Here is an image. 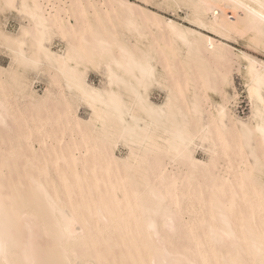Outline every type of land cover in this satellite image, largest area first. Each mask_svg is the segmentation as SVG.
<instances>
[{
    "label": "bare ground",
    "instance_id": "1",
    "mask_svg": "<svg viewBox=\"0 0 264 264\" xmlns=\"http://www.w3.org/2000/svg\"><path fill=\"white\" fill-rule=\"evenodd\" d=\"M262 51L264 0H0V264H264Z\"/></svg>",
    "mask_w": 264,
    "mask_h": 264
},
{
    "label": "rangeland",
    "instance_id": "2",
    "mask_svg": "<svg viewBox=\"0 0 264 264\" xmlns=\"http://www.w3.org/2000/svg\"><path fill=\"white\" fill-rule=\"evenodd\" d=\"M132 2H135V1H132ZM137 3V2H136ZM150 9L154 12H157L159 14H162L164 17H167V18H172L174 20H177L178 22L188 26V21L185 20V17H186V14H185V10L184 9H180V8H177V7H165V8H160L161 10H159L157 6L154 7L153 4H151L150 6ZM7 24H6V28L8 29V31H15L17 30V28L19 27V24H18V20H17V15L16 13H11V14H7ZM4 17H2V21H4ZM185 21V22H183ZM5 22V21H4ZM57 45L59 48L61 47L59 42H56ZM230 46H232V48L236 51H243V52H249V49L245 46L244 42H241V43H235V42H230L229 43ZM57 47V48H58ZM253 55L259 57V59L261 60H264V52H254L252 53ZM10 64V60L9 58L4 54L2 53L0 55V66L2 67H9L8 65ZM101 81V78L96 74V73H92L90 75V82L94 85H99ZM235 85H236V88H237V93H238V97H237V101H236V104L232 105L233 107H231L232 111L235 112V114L243 119H247L250 115V106H249V100H248V97H247V94H246V89L245 88V85H244V81L242 80V78L238 75V74H235ZM45 88V84L44 83H41V84H37L36 85V90L39 91V93H42L43 90ZM229 93L232 95L234 94V91L233 90H229ZM240 95V96H239ZM153 99L156 101V102H161L162 99H163V95L158 91V90H155V92H153ZM215 100L218 102L220 101V99L216 96H214ZM87 115V113L82 110L81 111V116L82 117H85Z\"/></svg>",
    "mask_w": 264,
    "mask_h": 264
}]
</instances>
